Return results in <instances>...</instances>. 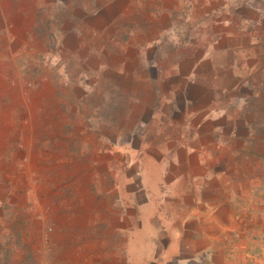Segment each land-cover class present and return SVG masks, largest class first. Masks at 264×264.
Returning a JSON list of instances; mask_svg holds the SVG:
<instances>
[{"label":"crops","instance_id":"obj_1","mask_svg":"<svg viewBox=\"0 0 264 264\" xmlns=\"http://www.w3.org/2000/svg\"><path fill=\"white\" fill-rule=\"evenodd\" d=\"M0 123L45 252L264 264V0H0Z\"/></svg>","mask_w":264,"mask_h":264},{"label":"rangeland","instance_id":"obj_2","mask_svg":"<svg viewBox=\"0 0 264 264\" xmlns=\"http://www.w3.org/2000/svg\"><path fill=\"white\" fill-rule=\"evenodd\" d=\"M35 94V93H33ZM2 123H0V127ZM10 136H7L6 139ZM14 138V136H12ZM4 135L0 134V264H126L122 263L120 258H83L85 248L83 240L76 237L75 233L69 241L73 246L63 249L64 257L58 258V252H54L52 247L45 252V248L41 247V239L36 235L26 238L25 228L30 229L35 223H41L35 214V210H48L51 205H57L59 198H55V202L51 201L54 193L59 191L43 190L37 198V202L30 204L27 200V184L23 181L22 173L19 166L10 165L5 153L13 152L14 141L12 147L7 146L4 150L2 147ZM14 160H12V163ZM42 192V193H41ZM95 201V206L99 205V199ZM76 210L77 205H73ZM23 210V211H21ZM92 217V218H91ZM86 216L75 215L73 222L79 225L90 222L96 215ZM86 219V220H85ZM50 225L46 224V231L50 230ZM98 249L95 253H98ZM80 256V258H78ZM51 257V258H45ZM124 259V258H123Z\"/></svg>","mask_w":264,"mask_h":264}]
</instances>
